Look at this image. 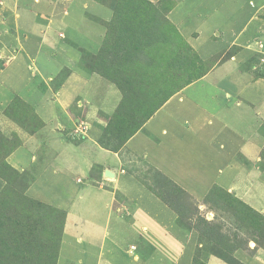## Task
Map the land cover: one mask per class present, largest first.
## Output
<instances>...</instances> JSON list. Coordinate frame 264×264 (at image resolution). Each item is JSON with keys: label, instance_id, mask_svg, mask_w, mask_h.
Listing matches in <instances>:
<instances>
[{"label": "crops", "instance_id": "crops-1", "mask_svg": "<svg viewBox=\"0 0 264 264\" xmlns=\"http://www.w3.org/2000/svg\"><path fill=\"white\" fill-rule=\"evenodd\" d=\"M36 1L0 0V30L11 29V34H0V119L33 125L30 134L20 132L23 143L6 157L17 170L36 160L28 167L32 178L24 195L63 213L54 264H199L193 232L179 224L175 210L144 181L119 167L121 152L100 145V129L82 118L83 98L72 108L64 98L56 107L40 102L47 91L38 93L37 82L61 68L50 52L51 42L60 32L61 42L70 39L83 53L97 57L104 42H112L108 32L116 19L114 8L105 0ZM172 2L165 4L164 17L198 65L206 66L163 99L122 148L141 156L195 200H207L216 186L264 215V186L255 167L264 143V74L248 63L264 47L259 39L264 18L258 16L264 0ZM69 53L75 62L82 58L75 49ZM75 66L68 79L88 89L87 102L97 78ZM103 85L113 89L112 83ZM60 91L64 97L69 94L65 88ZM88 110L87 117L92 113ZM67 117L76 128L64 133ZM0 131L15 135L18 130ZM28 146L35 158L22 161ZM3 183L0 177V191ZM128 204L123 219L116 211ZM233 253L245 264L261 258L242 250ZM201 261L223 264L214 256Z\"/></svg>", "mask_w": 264, "mask_h": 264}, {"label": "rangeland", "instance_id": "rangeland-1", "mask_svg": "<svg viewBox=\"0 0 264 264\" xmlns=\"http://www.w3.org/2000/svg\"><path fill=\"white\" fill-rule=\"evenodd\" d=\"M105 1L114 7L117 13V18L112 20L114 25L109 26L108 36L110 35L109 40L112 42H104L106 43L104 51L91 59L83 53L85 50L76 42L70 39L61 42L62 33L59 32V38H55L56 42H51L50 52L61 68L52 77L39 79L37 82L38 93L47 91L45 96L40 94V102L45 101V105L56 107L64 98V101L67 99L72 108L75 106L76 99L83 98L82 118L100 129V145L116 150L117 155L121 152L119 167L136 175L159 197L162 196L163 201L177 213L179 224L193 232L199 264H204L201 260L208 256L217 257L223 264H245L233 253L239 250L249 256L261 254L259 261L256 259L258 262L256 264H264L262 251L264 250V215L261 212L249 206L252 209L250 210L239 200L233 199L232 194L217 190L207 200H195L158 173L153 166L146 164L141 156L128 148H122L125 143L122 141L125 139L127 130L139 126L144 117L163 99L189 80L200 76L206 64L198 65L190 49L185 47L182 35L164 17L167 9L165 4L169 0H147L150 2L148 5L143 0H134L132 3L137 8L140 6L143 13L140 15L134 13L130 18L129 11L123 12L121 17L130 18L127 22L129 30L134 29V34H131L130 38L141 41L144 49L143 52H134L133 55L125 57L127 49L113 48V41L117 35L115 30L122 22L118 10L124 6L128 7L129 0ZM35 3H38V0ZM132 3L129 6H132ZM170 3H173L172 0ZM259 12L261 13L258 16L263 19L264 8ZM139 23L141 25H138ZM4 32L11 34V29L0 30V34L4 35ZM259 37L264 42V35ZM147 40L151 41L144 42ZM70 49L82 53L81 60L75 62L74 57L69 53ZM261 50L260 53L251 57V62H247L250 65H256L253 68L254 72L256 70L264 74V47ZM141 58L152 59L154 65L150 68L145 67ZM73 64L79 69H89L97 78V87L93 83L95 85L93 90L95 88L96 91L91 92L92 98H89L91 105H88L89 101L86 102L88 89L84 88L83 84H74L71 78L68 79ZM78 80L81 82L83 79H76ZM103 82L104 84L112 83L113 89L103 85ZM61 88H65L64 93H69H66V97L61 91L58 92ZM71 90H74L76 94ZM106 91L113 99H107L104 96ZM114 96L120 99L116 104ZM85 106H89V110L92 109L88 117L85 112L88 109ZM69 113L73 117L74 113L71 109ZM6 119L5 121L3 118L0 119V127L8 132L13 128L18 131L15 135H11L12 133L3 135L0 131V171L8 179L7 187H5L8 192L0 196V264H54L63 213L24 195V188L32 178V173H28V167L32 168L34 164H37L34 159H31L29 164L26 160L34 153L28 146L30 150L27 148L26 155L22 157V161L26 162L22 166L18 165L17 170L9 164L12 159L8 162L7 157L10 151L7 152V150L9 148L12 150L23 143L20 132L28 134L33 125L26 122L21 125L20 122ZM66 119L70 120L69 117ZM82 125L77 128L82 129ZM75 128L70 120L63 129H60L65 133L67 129L73 131ZM76 138L79 140L78 137ZM259 151L261 155L255 161V167L260 171L257 175L261 179L260 184L264 186V143ZM2 160L12 166L14 171L5 166ZM4 179L3 184L6 182ZM128 206V209H124L120 205L119 212L116 211L118 215H122L123 219L130 211V204ZM126 224L130 223L126 222ZM114 226L115 229L119 228V224ZM198 256H203L204 259Z\"/></svg>", "mask_w": 264, "mask_h": 264}, {"label": "trees", "instance_id": "trees-1", "mask_svg": "<svg viewBox=\"0 0 264 264\" xmlns=\"http://www.w3.org/2000/svg\"><path fill=\"white\" fill-rule=\"evenodd\" d=\"M134 0H129L128 2H127V4H128V7H121V8H119V10H118V13H119V15H120V17L123 15V12L125 11V10H127V11H129L130 12V14H129V12H128V14H129V16H130V18L134 15V13L135 14H137V15H140V14H142L143 13V11H142V9H141V7L140 6H138V8L132 3ZM143 1H145L146 3H147V5H148V3L150 4V2L149 1H147V0H143ZM132 3V6H129L130 4ZM114 8V7H113ZM149 8V7H148ZM155 15V14H154ZM114 18H117V13L115 12V9H114ZM122 18V22L121 23H119L118 24V26H117V28H116V30H115V32H116V39L113 41L114 42V47L113 48H116V49H118V50H122V48L123 49H127V51H125V57L126 56H131V55H133L134 54V52H143L144 51V49H143V47H142V43H140L141 41H139V40H137V39H132V38H130V35L131 34H134V29H131V30H129V26H128V23L127 22H129L128 21V19H130V18H123V17H121ZM138 25H141V23H139ZM158 36V35H157ZM119 41V42H118ZM149 41H151V40H149ZM148 40L147 41H144V42H149ZM156 41V40H155ZM132 42H136L135 44L134 43H132ZM91 59H93V58H95L94 56H92V55H90V54H87ZM143 57V56H142ZM130 59V58H129ZM141 59H143L142 60V62L144 63V66L145 67H147V68H150V66H153L154 64H153V61H152V59L151 60H148V58H141ZM126 63V62H125ZM142 64V63H141ZM191 80H189L188 82H190ZM188 82H186V83H188ZM185 83V84H186ZM19 102V101H18ZM20 103V102H19ZM15 104H17V101L13 104L12 103V107H15ZM153 112H154V110H152L149 114H147L145 117H144V119L141 121V123H140V125L139 126H136V128H135V126L133 127V128H130V130H127V134H126V136H125V139L122 141V143L123 142H125L129 137H130V135H132L135 131H137L141 126H142V124H143V122L148 118V117H150L152 114H153ZM101 144V143H100ZM114 150V149H113ZM8 151H11V149L9 148L8 150H7V152ZM2 163H4L5 164V166H7V167H9L12 171H14V169L12 168V166H10L9 164H7V162L5 161V160H2ZM0 176H2V178L4 179H6V182H5V184H4V187L2 188V190L0 191V196L3 194V193H7L8 191H7V188H5V187H7L6 186V184H7V182H8V179L6 178V176L4 177V175H2V172L0 171ZM4 179V180H5ZM180 189V188H179ZM182 190V189H181ZM218 191V192H221V193H227V194H230L228 191H226V190H223L222 188H219V187H216V186H213L211 189H210V195H208V197H207V199L215 192V191ZM233 197V199H235V200H239L242 204H244V205H246V206H248L247 204H245L243 201H241L239 198H237V197H235L234 195L232 196ZM160 198L162 199V196H160ZM163 200V199H162ZM249 207V206H248ZM250 208V207H249ZM250 210H252L251 208H250ZM56 257V256H55Z\"/></svg>", "mask_w": 264, "mask_h": 264}, {"label": "water", "instance_id": "water-1", "mask_svg": "<svg viewBox=\"0 0 264 264\" xmlns=\"http://www.w3.org/2000/svg\"><path fill=\"white\" fill-rule=\"evenodd\" d=\"M109 173H111L108 169L105 170V174L109 176Z\"/></svg>", "mask_w": 264, "mask_h": 264}, {"label": "bare ground", "instance_id": "bare-ground-1", "mask_svg": "<svg viewBox=\"0 0 264 264\" xmlns=\"http://www.w3.org/2000/svg\"><path fill=\"white\" fill-rule=\"evenodd\" d=\"M109 176L112 177V173H109Z\"/></svg>", "mask_w": 264, "mask_h": 264}]
</instances>
